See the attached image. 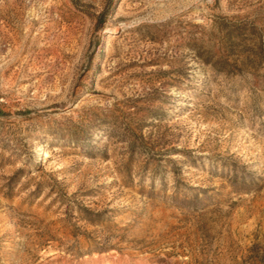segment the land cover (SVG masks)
Instances as JSON below:
<instances>
[{"label":"rangeland","instance_id":"obj_1","mask_svg":"<svg viewBox=\"0 0 264 264\" xmlns=\"http://www.w3.org/2000/svg\"><path fill=\"white\" fill-rule=\"evenodd\" d=\"M0 264H264V0H0Z\"/></svg>","mask_w":264,"mask_h":264}]
</instances>
